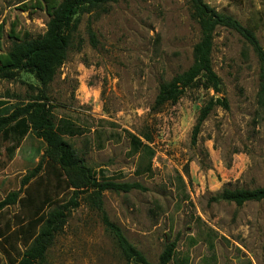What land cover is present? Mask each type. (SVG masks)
Instances as JSON below:
<instances>
[{"label":"rangeland","instance_id":"1","mask_svg":"<svg viewBox=\"0 0 264 264\" xmlns=\"http://www.w3.org/2000/svg\"><path fill=\"white\" fill-rule=\"evenodd\" d=\"M38 2L0 0L2 52L11 28L19 37L45 31L49 15ZM204 2L252 29L264 49V0ZM191 13L188 0H116L80 11L67 57L45 89L25 71L0 79V117L43 90L56 130L97 179L142 186L105 191L102 201L108 219L150 262L176 240L169 264H264V200L215 199L225 188L264 187V104L251 45L218 27L210 58L219 91L190 87L175 103L153 106L160 84L193 61L200 32ZM211 98H224L227 108L215 105L193 139ZM44 149L24 117L0 134V199L21 190ZM88 193L68 212L42 264H137L124 259ZM17 215V203L1 209L0 231L12 229ZM7 262L0 245V264Z\"/></svg>","mask_w":264,"mask_h":264},{"label":"trees","instance_id":"2","mask_svg":"<svg viewBox=\"0 0 264 264\" xmlns=\"http://www.w3.org/2000/svg\"><path fill=\"white\" fill-rule=\"evenodd\" d=\"M115 1L39 0L38 3H43L49 15L45 31L35 37L28 33L19 37L13 28L10 29L8 37L11 45L4 52L0 50V79L11 80L16 71H25L32 73L42 89H45L67 57L76 26L74 17L80 11H97L105 4ZM188 2L200 32L199 40L193 46V61L186 70L160 84L153 106L157 108L166 102L175 103L184 90L190 87L219 91L220 79L212 68L210 58L214 32L218 27L236 31L253 48L259 62L258 97L264 104V49L254 31L232 16L217 11L204 0ZM3 33V25L0 24V49ZM89 35L93 40L91 29ZM40 91V94L27 103L16 106L10 114L0 117V134L10 123L24 117L32 134L45 144L37 167L21 180V190L10 192L0 199V210L17 203L23 213V217H15L16 225L12 229L7 227L0 231V245L7 264H42L46 250L55 234L62 229L68 212L78 206L79 196L85 192H89L88 202L100 213L103 225L113 236L125 260L137 264H169L176 240L166 244L158 262L152 263L128 241L119 226L108 219L103 209V192L126 193L132 189H142V186L137 182L97 179L84 159L56 130L50 107L45 103L46 97L43 90ZM217 104L227 108L224 98H211L201 107L192 131L193 139L202 122ZM31 178L34 179L30 181ZM65 192H69L70 197L63 202L60 199ZM215 199L234 202L236 205L247 201H261L264 200V187L225 188Z\"/></svg>","mask_w":264,"mask_h":264}]
</instances>
